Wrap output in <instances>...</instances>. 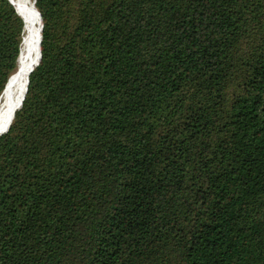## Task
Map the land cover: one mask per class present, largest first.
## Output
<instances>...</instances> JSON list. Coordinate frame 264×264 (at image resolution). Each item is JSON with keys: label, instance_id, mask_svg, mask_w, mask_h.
<instances>
[{"label": "trees", "instance_id": "16d2710c", "mask_svg": "<svg viewBox=\"0 0 264 264\" xmlns=\"http://www.w3.org/2000/svg\"><path fill=\"white\" fill-rule=\"evenodd\" d=\"M35 5L0 136V264H264V0ZM15 8L0 0V98Z\"/></svg>", "mask_w": 264, "mask_h": 264}, {"label": "bare ground", "instance_id": "6f19581e", "mask_svg": "<svg viewBox=\"0 0 264 264\" xmlns=\"http://www.w3.org/2000/svg\"><path fill=\"white\" fill-rule=\"evenodd\" d=\"M34 4H35V2H34ZM28 18H29L28 19V30L26 31V38L23 41L24 47L21 49V55H22V53H23V55H22V57L20 55L21 59L19 58V68L16 72L17 73L16 77H14V80L10 83L11 85H10L8 91L6 92L5 97L3 96V99L0 102V130L3 127H5V125L12 122V120L14 119V115H15V108H16L15 105H16L17 101L19 100V98H22V96H24L25 90L27 92L26 86H27V83L29 84L28 74H29V70L31 68L30 66H32L31 61L33 59L32 57H30V52H32V53L36 52L37 43L39 41L38 20L36 18L35 21H32L33 17L29 14H28ZM40 18H41V16H40ZM41 41H42V29H41ZM41 41H40V46H41ZM29 50H31V51L29 52ZM41 55H42V53L40 50V56H39L38 62L40 61ZM24 97H23V99H24ZM22 103H23V101H22ZM22 103H21V105H22ZM7 128L8 127L3 128L0 131V135Z\"/></svg>", "mask_w": 264, "mask_h": 264}, {"label": "rangeland", "instance_id": "374dc122", "mask_svg": "<svg viewBox=\"0 0 264 264\" xmlns=\"http://www.w3.org/2000/svg\"><path fill=\"white\" fill-rule=\"evenodd\" d=\"M16 1V3H17V5L19 6V8L22 10V12H23V14H24V16H25V19H26V26H27V29H26V31L28 30V14L29 15H31L33 18V20L32 21H35V19L37 18V20H38V24H39V41H40V19H39V14H38V12H37V9H36V6H35V4H34V0H15ZM35 9V10H34ZM31 11V12H30ZM29 12V13H28ZM28 13V14H27ZM34 23V22H33ZM32 24V23H31ZM39 41H38V43H37V48H36V52H30L31 50H29V52H30V57H32L33 59H32V61H31V65H32V63H33V61H35V59H36V56H37V49H38V45H39ZM24 47V42H23V46H22V48ZM23 52V51H22ZM28 52V53H29ZM33 54V55H32ZM22 55H23V53H22ZM22 55H21V57H22ZM21 57H20V59H21ZM31 67V66H30ZM18 68H19V64H18V67H17V69H16V71L12 74V76H11V78H10V82H9V85L7 86V88L5 89V91H4V93L2 94V97H1V99H0V102H1V100L3 99V96L5 97V95H6V92L8 91V89H9V87H10V83L14 80V77H16V72H17V70H18ZM14 75V76H13ZM28 84V83H27ZM26 89H27V86H26ZM25 92H26V90H25ZM23 97L24 96H22V98H19V100L17 101V103H16V107L22 102V100H23ZM10 123H8L7 125H5V127H7L8 125H9ZM5 127H3V128H5ZM2 128V129H3ZM1 129V130H2ZM0 130V131H1Z\"/></svg>", "mask_w": 264, "mask_h": 264}, {"label": "water", "instance_id": "95a60500", "mask_svg": "<svg viewBox=\"0 0 264 264\" xmlns=\"http://www.w3.org/2000/svg\"><path fill=\"white\" fill-rule=\"evenodd\" d=\"M34 2H35V0H34ZM36 6V5H35ZM37 8V7H36ZM16 9V8H15ZM17 10V9H16ZM18 11V10H17ZM37 11H38V13H39V15L41 16V13H40V11L37 9ZM19 12V11H18ZM19 14L22 16V14L19 12ZM22 18L24 19V17L22 16ZM41 20H42V16H41ZM24 21H25V19H24ZM25 28H26V24H25ZM41 29H42V32H43V23H42V26H41ZM42 37H43V35H42ZM23 41H24V38H23ZM23 41H22V44H23ZM21 49H22V47H21ZM20 55H21V51H20V54H19V57H18V60H19V58H20ZM41 58H42V55H41V57H40V60H41ZM18 60H17V62H18ZM39 63H40V61H39ZM39 63L37 64V66L39 65ZM27 92H28V88H27ZM27 92H26V95H27ZM26 95H25V97H24V99L26 98ZM24 99H23V102H24ZM23 104V103H22ZM22 106V105H21ZM10 126H11V124H10ZM10 126L7 128V129H5L3 132H2V134L0 135V136H2L4 133H6L7 131H8V129L10 128Z\"/></svg>", "mask_w": 264, "mask_h": 264}]
</instances>
